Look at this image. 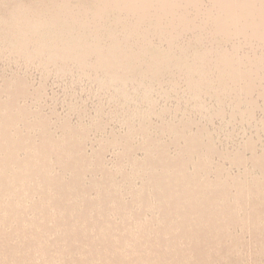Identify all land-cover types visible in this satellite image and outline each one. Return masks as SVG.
Segmentation results:
<instances>
[{"label":"rangeland","instance_id":"374dc122","mask_svg":"<svg viewBox=\"0 0 264 264\" xmlns=\"http://www.w3.org/2000/svg\"><path fill=\"white\" fill-rule=\"evenodd\" d=\"M58 2L0 0V264H264V0Z\"/></svg>","mask_w":264,"mask_h":264},{"label":"bare ground","instance_id":"6f19581e","mask_svg":"<svg viewBox=\"0 0 264 264\" xmlns=\"http://www.w3.org/2000/svg\"><path fill=\"white\" fill-rule=\"evenodd\" d=\"M52 2H55L57 4H59L60 2H58L59 0H50ZM71 2L75 3V4H80L83 5L84 7V4L86 3L87 6L86 8L84 9V12H87V13H92V14H99L102 12V10L94 5H90L88 0H70ZM106 1V0H105ZM124 1V0H123ZM48 3V2H47ZM50 3V2H49ZM48 3V4H49ZM29 5V4H28ZM36 5V3H35ZM51 5V4H50ZM16 6V5H15ZM6 7V6H5ZM10 8V7H9ZM14 8V7H13ZM16 9V8H15ZM31 9H33V6H31ZM130 10H133V11H137V8L135 7H132L130 8ZM49 11L51 12V8L49 7ZM53 12H59V14H62V12H64V9H61V6L58 8V11H55V9L53 10ZM31 13V12H30ZM49 14V13H48ZM29 14H27L26 10L25 9H22V12H18V13H11V14H8L5 18H0V29H8L9 33L7 34V37L3 38L0 36V42H5L8 40V38H12L14 40V42H12V45H17V46H21V47H27L26 45V40L25 38H27V33H29L28 31V28L26 27H22V25L20 24V21H25L26 24L32 26V25H36V26H33L35 28H32L31 31L32 33L37 37H43L45 38V32L41 31L39 32L38 30V21L41 20L42 21V17L43 14H38L35 16L34 20L30 22L31 19H29ZM48 17V21L50 22H53L54 24H57L56 28L60 29V27L62 28L63 27V24L61 22V19L59 17H57L56 15H49V16H46ZM21 25V26H20ZM83 27L85 29H89L91 30V25H86V24H83ZM50 28V27H49ZM51 29V28H50ZM48 31V30H47ZM46 31V32H47ZM61 31V30H60ZM94 31V30H93ZM10 33H15L13 35H10ZM50 32H48V35H49ZM14 36V37H13ZM52 41L48 40L49 43H50V53L49 55L55 59V60H58V59H63L65 57H67L69 55V52L75 54V50H72L74 49L76 46H78V44H80V46H82V44H85L83 42V38L81 37V35H78L77 36V39H75L74 41V45L72 44L71 42V39H67L66 37L63 38L60 34L58 36L56 35H53V32H52ZM31 39V38H30ZM10 40V39H9ZM116 44V49L118 51H113L115 52L116 56H109L106 52L105 49H102L101 46H93L94 49H89L85 47H82L81 49L84 51L82 53V57L80 58H77L78 62H80L81 64L85 65L86 67L88 68H93V69H101L103 71H105L106 74L110 75V73H112V75H110L112 78H115V74L113 73V71H111V68L108 69V67H105L107 65V59L102 61V62H99V65L97 66H92L91 64L89 65V63H91V56L94 55L97 50L98 51H103L102 53L104 55H106L109 59V61L111 60L112 61H118V62H121L122 64H124V60L122 59V41L118 40V39H114L113 40ZM94 45V44H93ZM86 46V45H85ZM92 47V48H93ZM77 51H79V49H76ZM108 50V49H107ZM106 52V53H105ZM92 54V55H91ZM126 58V57H124ZM88 63V64H87ZM96 64V63H93V65ZM99 66V67H98ZM60 69H62V67H59ZM92 69V70H93ZM16 80V79H15ZM14 83V82H13ZM11 83H8V86H10ZM15 85V84H14ZM4 92H2V94H0V100H1V95H3ZM7 95V99L6 101L4 102H1L0 105L4 106V110H9L10 112H12L13 110H15V97H14V94L12 93H5ZM17 97V96H16ZM17 101V100H16ZM19 103H17L16 105H18ZM18 107V106H17ZM23 110H26V108H22ZM69 123V122H68ZM43 126H45V123L43 122ZM63 126H66V124H62V127ZM187 138V137H186ZM64 142V141H63ZM190 142V141H189ZM186 144V143H185ZM188 175V174H187ZM192 177V176H191ZM183 180V179H182ZM94 185V184H93ZM100 185V184H99ZM95 186V185H94ZM188 187V186H187ZM199 188V187H198ZM202 188V187H201ZM205 189V188H204ZM188 190V189H187ZM200 190V189H199ZM195 191V190H194ZM196 192V191H195ZM201 192V191H200ZM186 193V192H185ZM184 193V194H185ZM194 194V193H192ZM203 194V193H202ZM206 194V192H205ZM205 197V196H204ZM197 200V199H196ZM202 227V226H201ZM211 232V231H210ZM212 235V234H211Z\"/></svg>","mask_w":264,"mask_h":264}]
</instances>
